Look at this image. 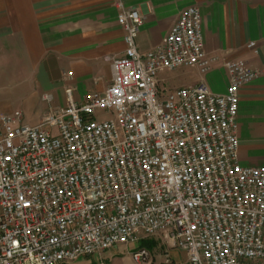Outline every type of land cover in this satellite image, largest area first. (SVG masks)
Listing matches in <instances>:
<instances>
[{"label":"built area","instance_id":"obj_1","mask_svg":"<svg viewBox=\"0 0 264 264\" xmlns=\"http://www.w3.org/2000/svg\"><path fill=\"white\" fill-rule=\"evenodd\" d=\"M117 4L126 49L103 92L76 102L68 88L67 105L34 125L0 114V264H71L158 233L190 264H264V165L240 163L237 123L259 71L227 59L224 93L162 88L163 70L210 69L201 8L142 53L144 17Z\"/></svg>","mask_w":264,"mask_h":264},{"label":"crops","instance_id":"obj_2","mask_svg":"<svg viewBox=\"0 0 264 264\" xmlns=\"http://www.w3.org/2000/svg\"><path fill=\"white\" fill-rule=\"evenodd\" d=\"M118 1L137 8L144 17L137 38L142 53L164 41L185 9L201 8L210 69L163 70L162 88L205 82L213 92L224 93L227 59H246L259 71L240 91L237 123L240 163L263 166L264 0H0V114L21 110L23 122L34 125L51 108L67 105L68 88L76 102L90 92H103L112 82V57L126 49ZM250 41L257 43V53L248 47ZM141 248L150 255L138 262L133 253ZM73 264L190 262L185 251L158 233L141 235L135 242L114 245Z\"/></svg>","mask_w":264,"mask_h":264},{"label":"rangeland","instance_id":"obj_3","mask_svg":"<svg viewBox=\"0 0 264 264\" xmlns=\"http://www.w3.org/2000/svg\"><path fill=\"white\" fill-rule=\"evenodd\" d=\"M170 86H172V85H170ZM71 264H73V263H71Z\"/></svg>","mask_w":264,"mask_h":264}]
</instances>
